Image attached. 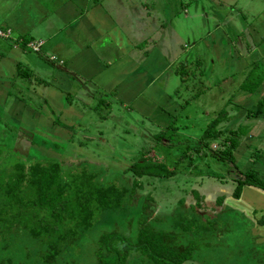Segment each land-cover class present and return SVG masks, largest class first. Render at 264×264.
Returning a JSON list of instances; mask_svg holds the SVG:
<instances>
[{
  "label": "rangeland",
  "instance_id": "1",
  "mask_svg": "<svg viewBox=\"0 0 264 264\" xmlns=\"http://www.w3.org/2000/svg\"><path fill=\"white\" fill-rule=\"evenodd\" d=\"M215 4L208 0H145L144 6L155 19L159 18L163 21L168 18L166 15L168 14L169 19L164 23L171 24V31L179 33L176 37L178 44H181V41L185 43L182 50L174 53L175 56L172 57V62L178 66L179 76L172 73L168 79L163 80L164 84L169 86L167 90L176 89V97L180 98L182 95L185 98L182 113L171 114L169 117L173 121L171 123L177 127L174 130L173 125L158 124L154 120L155 114L148 115L136 108H131L132 113L128 115L126 111L118 109V106H121L120 101L110 102L113 100L111 97H108V101L112 106L108 109L102 106L108 101L101 97L106 96L101 91L95 92L91 87L79 90L72 105L74 109L69 104H65L62 113L66 114L69 120H74L72 123H76L71 128V132L70 130L66 132L69 142H65L67 146L69 144V151L63 161L66 160V165H72L73 170L80 172L65 175L67 180L64 175L59 178L62 181L74 180L78 184L83 179V174L86 175L87 171H91L98 172L99 181L114 182L119 185L122 183V170L140 158L142 151L148 153L152 148L153 155L157 154L156 156L168 167L175 168L174 174L167 178L143 177V189L137 190L132 202L129 203L132 215L139 212L144 200V203L148 204L145 218L155 229L165 224L166 230L181 233L182 226H191L192 231L184 230L182 236L189 235L186 237L188 239L192 236L196 244H199V248L193 252V260L183 264H263L264 253L259 249L264 245L257 246L264 241L262 233L254 229L256 226L248 217V212L240 199L237 198L239 200L237 207L232 206L235 202L232 192L237 179L244 177L243 172L253 169L258 177L264 180V173L259 170L264 171V131H257L258 120L249 118L232 124L233 120L230 119L240 103L243 107H253L251 101L249 103L241 101L239 97L243 92H240V96L237 93L240 81L248 74H246L248 68H242L243 62L236 60L239 54L235 50L245 55L243 47H246V25L256 13L253 10L247 13L249 4L245 0L238 1L234 8L225 5L217 7ZM255 5L261 8L263 3L259 1ZM184 8L188 15H185ZM118 19L122 20L123 17L120 15ZM138 23L134 22V26L140 28ZM149 23V21L146 23V34L154 36L155 25ZM125 25L130 31L131 23L127 22ZM216 29L222 31L217 35L219 31ZM152 39H155V36ZM196 60L201 62L198 63ZM225 60L228 63H224ZM249 62L246 61L247 64ZM254 65L250 68L256 67V70H260L259 64ZM45 78L51 80L49 76H42L43 80ZM46 85L31 77L26 82L19 81L16 87L20 88V91L15 95L19 96L21 101L11 95L4 102L5 109L9 111L13 103L19 104L22 111L17 112L24 114L22 117L26 119L25 122L22 120L24 126L12 122V118L7 119L0 115V118H6L8 122L0 119V144L8 143V148L12 149V152L5 151L4 154L14 155L27 167L37 161L42 151L48 153L46 156L55 155L58 158L56 151L52 150L53 144L44 146L45 140L43 142L41 136L35 132L37 130L47 132L51 118L56 119L58 116V114L52 116L50 107L43 102L46 97ZM230 98L232 101H229ZM20 102L34 105L33 109L23 106ZM97 102L98 109L88 108V106L94 108ZM258 108L257 105L253 108L257 114ZM107 111L110 112V117L105 115L109 113ZM40 113L49 116L44 115L45 117L40 118ZM13 118L15 120L21 117ZM240 118L235 117V120ZM62 120L66 123L64 117ZM35 121L39 123L38 128L33 124ZM253 122H256V128L253 127L255 125ZM122 123L129 127L134 123L139 131L128 130V126L125 127ZM61 124L54 122L51 129H60ZM39 125L42 129H39ZM223 127L230 131L226 133V130H222L216 139H207V146L198 142L205 131L215 133ZM250 134L252 136L259 134L263 140L254 142V138L250 140ZM14 136L17 137L15 141ZM229 137L238 145L232 150L231 157L222 160L221 155H225V149L231 143L227 140ZM159 138L162 140L159 141ZM164 140L173 141L172 147L162 144ZM42 148L44 149L41 150ZM79 176L81 177L78 178ZM127 185L129 187V184ZM195 191L199 193L197 198L194 197ZM149 194L152 196L151 200L145 198ZM221 196L225 197L226 205L217 204L216 201ZM239 198H242V194ZM181 199L183 203L180 202ZM196 201H199L201 206L193 209L190 206ZM257 212L260 211L257 210L254 216L259 220ZM179 217L182 219L180 224ZM261 219L264 220L263 215ZM4 225L0 224V258H9L11 260L9 264H26L27 260L16 261V255H20L23 249L29 250L28 244L22 243L20 236H13ZM133 225H136V219ZM124 226L125 232H128L130 227L127 223ZM203 227H207V230ZM91 240L92 238L86 237L82 240V244L75 245L72 248L74 255L91 260V254L94 255L98 245ZM185 240L180 241L186 244ZM204 241L209 245L206 246ZM252 247L258 251L251 253ZM38 252L35 250L34 254ZM32 260L33 258H29L27 263H31ZM35 260L37 261L38 258ZM131 264L138 262L132 258Z\"/></svg>",
  "mask_w": 264,
  "mask_h": 264
},
{
  "label": "crops",
  "instance_id": "2",
  "mask_svg": "<svg viewBox=\"0 0 264 264\" xmlns=\"http://www.w3.org/2000/svg\"><path fill=\"white\" fill-rule=\"evenodd\" d=\"M208 1L216 3L217 7L225 5L234 8L240 0ZM259 1L263 3L261 8L255 5ZM245 2L249 4L247 13L253 10L256 15L246 25V47H243L245 55L235 50L239 54L236 60L243 62L242 68H248L246 74L254 64H259L260 70L264 72V0ZM144 5L145 0H0V29L5 33L4 36L0 35V115L23 125L22 120L25 122L26 119H22L23 113L17 112L22 111L19 104L13 103L9 111L5 109L4 102L11 95L21 101L16 96L20 91L16 83L23 80L26 82L31 77L47 84L43 102L50 107L52 116L61 114L69 124L68 127L74 120H69L62 113L64 105L69 104L74 109L72 105L75 94L89 87L95 92L101 91L106 95L101 97L107 101L111 97L116 102L120 101L127 109L136 108L148 115L155 114L154 120L158 124H172L169 117L171 114L182 113L185 98L182 95L177 98L176 89L167 90L169 86L163 80L168 79L172 73L179 76L178 66L172 62V57L174 53L182 50L185 43L181 41L178 44L176 37L179 33L171 31V24L164 23L169 19L168 14V18L165 16L163 21L155 19ZM184 13L188 15L186 8ZM120 15L122 20L118 19ZM243 17L246 18L244 15ZM148 21L150 25H155V39H152L154 36L146 34ZM127 22L131 23L130 31L125 25ZM134 22L141 27L134 26ZM216 31H219L218 35L222 30ZM31 43H41L38 52L33 51ZM246 61L250 62L247 64ZM223 62L228 63L226 60ZM42 76H49L51 80H43ZM242 94L239 97L241 101H251L253 107H243L240 103L238 110L232 115V124L241 121L235 120V117L258 120L257 131L263 132L264 106H257L258 114L253 108L264 95V81L254 93ZM22 103L23 106L33 109L34 105ZM102 106L111 109L105 103ZM109 114L110 112L106 116L110 117ZM44 115L49 116L40 113V118ZM17 116L21 118L14 120L13 117ZM52 118L47 132L37 130L39 123L32 122L37 126L35 132L41 136L43 142L45 140L44 146L60 142L67 145L69 137L66 132L71 128L52 130ZM7 119L2 117V121L6 123ZM253 124L256 128V122ZM39 127L42 129V126ZM222 130H226V133L230 131L226 127L219 131ZM251 138H254V142L263 140L259 134H250V140ZM259 170L264 173L262 169ZM241 194L242 198L238 199L243 202L248 214L254 216L258 210V218L261 220L262 215L264 216V189L243 186ZM238 199H234L233 207L239 204ZM254 217L249 216L256 226L254 229L262 233L264 240V226L257 225V218Z\"/></svg>",
  "mask_w": 264,
  "mask_h": 264
},
{
  "label": "trees",
  "instance_id": "3",
  "mask_svg": "<svg viewBox=\"0 0 264 264\" xmlns=\"http://www.w3.org/2000/svg\"><path fill=\"white\" fill-rule=\"evenodd\" d=\"M196 62L201 61L196 60ZM263 81L264 72L252 67L251 71L240 81L237 93H254ZM231 99L229 101H232ZM110 102L115 101L110 100ZM105 104L112 106L109 102ZM239 106L237 105V110ZM257 106H264V95L258 101ZM98 107L97 102L94 108L98 109ZM94 108L91 110H96ZM118 109L126 111L128 115L132 113V109H127L122 105L118 106ZM0 119L2 121V117ZM53 120L62 123L63 129L73 128L76 124L66 126L67 124L61 121V114ZM124 122L127 123L125 120ZM128 127V130L139 131L134 123ZM173 127L175 130L177 126L173 125ZM218 132L220 131L217 130L215 133L205 131L198 142L207 146L206 140L216 139ZM161 140L162 138H159V141ZM227 140L231 143L226 147L225 155H221L222 160L226 159L225 157H231L232 150L238 145L230 137ZM162 144L172 147L173 141L164 140ZM198 144H196L197 147H199ZM52 150L56 151L58 158L55 155L46 156V152L42 151L37 161L27 167L14 155L4 154L5 151L12 152V149L8 148V143L0 144V224H6L4 227L12 232L13 236H20L21 242L27 243L29 247V250L23 249L20 255H16V261L22 259L28 261L29 258H33L31 263L26 261V264H131L132 258H135L138 264H183L193 260V252L199 248V244H196L192 236L190 239L186 238L189 235L182 236L184 230L192 231L191 226H182L181 233L166 230L165 224L155 229L145 218L148 204L141 199L143 196L139 198L143 200V203L139 212L134 214L135 217L129 207L137 190L143 189V177L167 178L174 174L175 168L168 167L162 159L156 156L157 154L153 155L152 148L148 150V153L142 151L140 158L122 170V183L119 185L114 182H101L97 177L98 172L91 171H87L86 175L83 174V179L78 184L74 180L66 181L65 175L79 170H73L72 165H66V160L63 161L69 151L67 145H62L61 142L54 143ZM41 158L43 159L39 160ZM243 174L244 177L236 181L232 192L233 197L239 198L243 186L264 189V180L260 179L253 169ZM61 175H64L65 181L59 178ZM198 195L199 193L195 191L194 197L197 198ZM145 198L151 200L152 196L149 194ZM224 200L225 197L221 196L216 202L221 206L225 204ZM180 202L183 203V199ZM200 206L201 203L196 201L190 207L194 209ZM249 216L254 217L251 214H248ZM134 219H136L135 226L133 225ZM179 219L181 222L178 221ZM179 219L177 221L180 224L182 219L180 217ZM256 221L257 225L264 226L263 219ZM126 223L130 227L128 232H125ZM203 229L207 230V227ZM86 237L98 243L94 255L91 254V260L83 259L72 252V248L77 244H82V240ZM182 239H186V244H182L180 241ZM204 243L206 246L209 245L206 241ZM253 245L255 246L254 243ZM262 245L264 242L257 246ZM263 249L264 246L259 250L264 253ZM35 250L39 252L34 254ZM256 251L258 249L252 247L251 253H256ZM35 258L38 260L36 261ZM93 258L95 259L92 260ZM4 259L0 258V264H9L11 261L9 258ZM263 261L262 259L264 264Z\"/></svg>",
  "mask_w": 264,
  "mask_h": 264
},
{
  "label": "built area",
  "instance_id": "4",
  "mask_svg": "<svg viewBox=\"0 0 264 264\" xmlns=\"http://www.w3.org/2000/svg\"><path fill=\"white\" fill-rule=\"evenodd\" d=\"M0 35H2V36H4L5 35V33L0 29ZM40 45H41V43H31L30 44V46H31V48L33 49V50H35V51H38L39 50V47H40Z\"/></svg>",
  "mask_w": 264,
  "mask_h": 264
}]
</instances>
